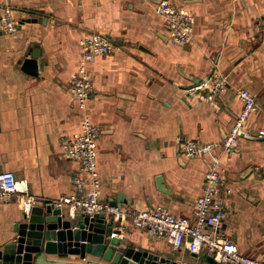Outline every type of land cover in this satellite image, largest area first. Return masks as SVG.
I'll use <instances>...</instances> for the list:
<instances>
[{"label": "crops", "instance_id": "crops-1", "mask_svg": "<svg viewBox=\"0 0 264 264\" xmlns=\"http://www.w3.org/2000/svg\"><path fill=\"white\" fill-rule=\"evenodd\" d=\"M161 1L0 0V15L8 4L17 21L13 32L0 26V170H12L42 198L70 192L73 175L87 174L63 142L88 116L101 128L102 200L121 194L119 204L132 209L159 205L191 215L210 155L186 156L182 144L222 139L242 105L237 88L248 87L257 104L252 135L240 136L219 161L232 188L222 230L239 251L262 258L264 136L257 133L264 128V0H169L195 15L193 38L182 45L169 41L157 10ZM91 33L107 35L113 48L88 63L93 89L82 108L72 96L71 75L81 57L79 40ZM34 50L35 72L24 65ZM20 199L0 205V247L13 240ZM110 222L138 249L207 264L206 251L175 248L130 220Z\"/></svg>", "mask_w": 264, "mask_h": 264}, {"label": "built area", "instance_id": "built-area-1", "mask_svg": "<svg viewBox=\"0 0 264 264\" xmlns=\"http://www.w3.org/2000/svg\"><path fill=\"white\" fill-rule=\"evenodd\" d=\"M157 10L163 14L172 44H187L193 38L195 15L183 5L162 0ZM13 9L5 5L0 15V26L6 32L16 29ZM80 60L71 75V93L80 107H85L93 89V79L88 63L97 55L113 48L112 40L102 33H91L79 40ZM223 79L214 82L220 88ZM202 85L196 86V89ZM242 105L226 135L216 141L192 139L183 142L181 150L186 156L210 155L204 173L202 193L195 199L191 215H177L159 205H147L132 209L126 204L112 205L102 200L99 193L100 179L97 170V141L101 128L90 117L85 116L80 132L63 142L65 154L79 163L80 171L72 177V190L56 198H42L29 192L27 186L17 180L12 170H0V205L19 196L22 209L29 211L34 205L53 204L71 215L85 212L89 215L104 212L120 225L130 220L132 225L144 229L150 236L165 237L175 248L185 247L188 251H206L221 264H264V257H252L238 250L233 238L225 234L222 226L228 218L226 198L232 188L222 177L219 161L223 154L234 150L240 136H251L250 120L257 109L256 95L248 87L236 91ZM258 136H264L259 128Z\"/></svg>", "mask_w": 264, "mask_h": 264}, {"label": "water", "instance_id": "water-1", "mask_svg": "<svg viewBox=\"0 0 264 264\" xmlns=\"http://www.w3.org/2000/svg\"><path fill=\"white\" fill-rule=\"evenodd\" d=\"M37 56L34 50L25 58L29 71H36ZM121 201L119 194L110 204ZM14 230L13 240L0 247V264H186L138 249L128 238L117 236L121 229L104 212L71 215L50 203L34 205L23 210ZM206 262L221 264L209 255Z\"/></svg>", "mask_w": 264, "mask_h": 264}]
</instances>
